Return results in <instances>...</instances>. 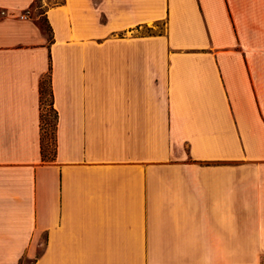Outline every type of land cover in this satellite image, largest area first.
<instances>
[{"label": "crops", "instance_id": "obj_1", "mask_svg": "<svg viewBox=\"0 0 264 264\" xmlns=\"http://www.w3.org/2000/svg\"><path fill=\"white\" fill-rule=\"evenodd\" d=\"M35 2L0 0V264H264V0Z\"/></svg>", "mask_w": 264, "mask_h": 264}, {"label": "rangeland", "instance_id": "obj_2", "mask_svg": "<svg viewBox=\"0 0 264 264\" xmlns=\"http://www.w3.org/2000/svg\"><path fill=\"white\" fill-rule=\"evenodd\" d=\"M50 3H55L62 0H46ZM44 2V0H36L34 4V10L30 12V17L35 18L36 16H39V13L43 10V8L40 7L41 3ZM38 20V26H33L32 30H34V33H39L40 31H44L47 34L48 40L50 41L52 36V30L50 26L46 23L44 17L36 18ZM155 32L157 31H163L165 28V25L163 23H158L157 25L152 27ZM40 30V31H39ZM149 27H145L142 29L143 33H148ZM38 35V36H39ZM43 106H42V113H43V127H44V133H43V142H44V149L46 151L47 157H51L54 153L55 148V137H54V128H55V114L50 106V96H45ZM264 258V252H240V258Z\"/></svg>", "mask_w": 264, "mask_h": 264}, {"label": "trees", "instance_id": "obj_3", "mask_svg": "<svg viewBox=\"0 0 264 264\" xmlns=\"http://www.w3.org/2000/svg\"><path fill=\"white\" fill-rule=\"evenodd\" d=\"M154 33H156L154 30H153V28L152 27H149V31H148V33L147 34H154ZM52 108V107H51ZM52 110H53V108H52ZM55 114V113H54ZM42 127H43V113H42ZM55 119H56V115H55ZM43 129H44V127H43ZM44 136V135H43ZM43 138L44 137H42V141H43ZM43 148H44V142H43ZM54 150H55V148H54ZM44 155H46V151H45V149H44ZM47 156V155H46Z\"/></svg>", "mask_w": 264, "mask_h": 264}]
</instances>
